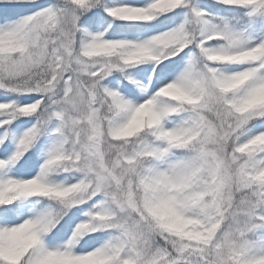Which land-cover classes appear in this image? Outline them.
Wrapping results in <instances>:
<instances>
[{"label": "snow or ice", "instance_id": "6c2138e0", "mask_svg": "<svg viewBox=\"0 0 264 264\" xmlns=\"http://www.w3.org/2000/svg\"><path fill=\"white\" fill-rule=\"evenodd\" d=\"M0 264H264V0H0Z\"/></svg>", "mask_w": 264, "mask_h": 264}]
</instances>
